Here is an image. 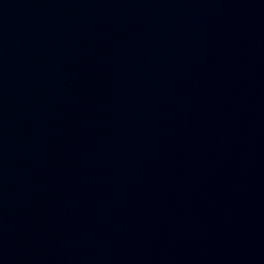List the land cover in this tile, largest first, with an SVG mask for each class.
Listing matches in <instances>:
<instances>
[{
  "label": "water",
  "instance_id": "water-1",
  "mask_svg": "<svg viewBox=\"0 0 264 264\" xmlns=\"http://www.w3.org/2000/svg\"><path fill=\"white\" fill-rule=\"evenodd\" d=\"M0 264H264V0H0Z\"/></svg>",
  "mask_w": 264,
  "mask_h": 264
}]
</instances>
